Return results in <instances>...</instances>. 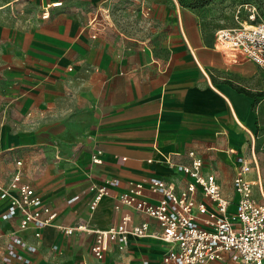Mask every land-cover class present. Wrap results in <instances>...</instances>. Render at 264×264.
Here are the masks:
<instances>
[{"label":"crops","instance_id":"crops-1","mask_svg":"<svg viewBox=\"0 0 264 264\" xmlns=\"http://www.w3.org/2000/svg\"><path fill=\"white\" fill-rule=\"evenodd\" d=\"M62 1L42 19L40 6L28 14L20 0H0V185L20 168L21 181L57 212L55 224L36 236L33 227L19 228L17 218L2 217L9 199L0 196V264L14 236L37 248H20L26 258L21 264H162L168 244L155 237L131 236L124 249L111 241L97 258L91 229L108 228L129 214L133 223L148 222L159 231L155 218L126 205L116 209L117 195L127 179L150 176L182 187L188 177L166 157L189 162L191 150L223 192L236 197L235 156L252 161L255 155L245 130L251 133L250 108L264 75L254 62L227 61L191 10H180L157 43L112 27L88 40ZM230 77L254 87L253 94L233 88ZM96 149L102 150L100 164L91 162ZM107 177L120 178L121 185L91 210L89 187ZM74 196L79 198L69 202ZM144 196L156 201L161 193L145 190ZM72 226L73 233L63 229Z\"/></svg>","mask_w":264,"mask_h":264},{"label":"built area","instance_id":"built-area-1","mask_svg":"<svg viewBox=\"0 0 264 264\" xmlns=\"http://www.w3.org/2000/svg\"><path fill=\"white\" fill-rule=\"evenodd\" d=\"M62 4V0L41 2V18L48 19L51 9ZM248 21L217 28L214 47L227 61H251L264 68V20H256V12L252 10ZM91 37L96 38V33ZM228 151L236 154L232 147ZM188 157L189 162L166 157L170 167L188 177L182 187L156 176L126 180L128 187L117 195L115 208L126 205L147 214L158 221L161 229L151 230L148 222L133 223L131 216L125 214L118 223L108 228L91 229L95 233L91 246L95 257L103 258L109 242H116L120 249H124L129 238L135 236L155 237L168 244L162 264H264V200L257 199L255 187L263 196L264 193L255 155L252 154V161L241 154L235 156L232 187L236 197L223 192L217 176L205 170L201 156L191 150ZM91 162H103L101 149L92 152ZM16 163L21 166L22 161L17 160ZM252 173L255 178L251 177ZM120 185L118 177H107L102 183H92L89 187L92 193L90 209H96L101 199L110 194V189ZM145 190L161 193V197L151 201L145 198ZM0 196L9 199L2 217L7 220L17 218L19 228L33 227L35 235L40 236L43 227L55 224L57 212L44 203L42 196L30 184L21 181L20 168L7 185H0ZM78 198L74 196L69 202ZM77 228L86 229V226L79 225ZM63 229L66 233H73L76 227ZM20 248H26L31 253L37 250L22 237L14 236L5 244L1 263L24 262L26 258ZM139 264L150 263L144 259Z\"/></svg>","mask_w":264,"mask_h":264},{"label":"rangeland","instance_id":"rangeland-1","mask_svg":"<svg viewBox=\"0 0 264 264\" xmlns=\"http://www.w3.org/2000/svg\"><path fill=\"white\" fill-rule=\"evenodd\" d=\"M20 2L21 8L26 13L37 14L42 0H20ZM66 2L63 11L77 17L88 40H91L90 35L93 33L98 37L101 28L112 27L129 31L131 37L157 43L164 40L166 27L168 30L175 22L180 10L195 12L198 23L210 35H214L219 27L235 26L238 25V21H248V14L252 10L256 12V20H264V0H66ZM166 11L167 19L164 17ZM258 68L264 75V68ZM226 81L235 89L253 94L250 89L254 90V87L249 84L239 85L232 77ZM255 88L257 97L254 98L250 108L253 112V120L252 125H248L251 133L247 129L245 131L249 135L248 141L254 143L264 193V102L260 104L261 98L264 97V79L262 87ZM250 151L248 150V155L252 154ZM29 173L28 170L26 173L28 177H30ZM256 190L259 200L263 201L264 196L260 189Z\"/></svg>","mask_w":264,"mask_h":264}]
</instances>
